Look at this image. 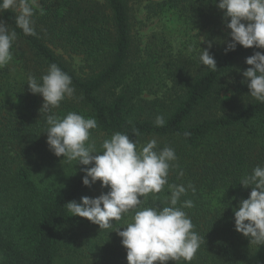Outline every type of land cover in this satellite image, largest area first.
Wrapping results in <instances>:
<instances>
[{
	"label": "trees",
	"instance_id": "16d2710c",
	"mask_svg": "<svg viewBox=\"0 0 264 264\" xmlns=\"http://www.w3.org/2000/svg\"><path fill=\"white\" fill-rule=\"evenodd\" d=\"M37 4L36 35L16 29L13 59L0 67V264H127L115 230H123L134 213L101 230L67 210V203L97 198L109 189L99 181L84 186L85 166L66 164L48 148L46 117L39 111L43 99L29 91L27 79L39 80L51 64L66 72L75 88L74 97L53 111L61 118L68 112L95 118L98 127L91 130L90 142L98 154L103 140L116 132L127 134L138 148L155 138L157 150H175L168 182L195 186L181 203L193 202L183 210L205 239L191 261L167 264H264V245L235 231L233 211L251 192L240 185L241 178L264 167V104L248 96L242 75L250 67L246 58L264 49L237 45L226 53L231 37L224 25L209 49L217 70H207L199 48L189 54L185 45L173 49L166 25L144 42L133 40V4L143 5L146 20L175 15L187 28L217 23L215 15L223 14L218 0ZM16 14L0 13V20L15 29ZM158 115L164 117L163 127L155 125ZM170 195L165 185L142 207L166 206Z\"/></svg>",
	"mask_w": 264,
	"mask_h": 264
},
{
	"label": "clouds",
	"instance_id": "9594fccd",
	"mask_svg": "<svg viewBox=\"0 0 264 264\" xmlns=\"http://www.w3.org/2000/svg\"><path fill=\"white\" fill-rule=\"evenodd\" d=\"M34 6H38L37 0H0V13L10 10L17 13L15 29L0 20V67L13 59L10 49L18 36L16 29L26 36L36 35L32 19ZM217 7L225 20L230 18L226 27L230 29L231 42L227 44L226 53L235 51L237 45L245 49H264V0H218ZM200 40V44L204 43L203 38ZM210 48L211 43L206 49L199 47V61L207 70H217ZM188 51L194 49L190 46ZM245 63L250 66L242 73L248 96L264 104V53L256 51ZM27 86L32 94L43 99L39 111L46 117L49 150L56 157H63L66 164L75 161L76 165L85 166L82 169L84 186L91 187L99 181L102 188L109 189L97 198L85 196L79 203H67L71 216L108 230L115 227V221L134 213L131 221H125L123 230H115L126 249L127 264L191 261L205 238L193 230L192 220L183 210L193 207V202L181 203V197L187 195L189 189L195 193V186L189 183L186 188L168 182L170 168L177 159L175 150L169 146L157 150L155 138L138 148L137 142L127 134L116 132L103 140L98 154L95 143L90 142L91 130L98 127L95 118L76 112H68L61 118L53 111L62 101L74 97L75 88L66 72L51 64L39 80L30 75ZM164 124V117L158 115L155 125L163 127ZM165 185L171 193L164 198L166 206L142 207L149 194L156 199L155 194L162 192ZM240 185L245 189L250 187L251 192L247 199L239 202L238 210H233L235 231L252 244L264 245V167H254L251 174L241 178Z\"/></svg>",
	"mask_w": 264,
	"mask_h": 264
},
{
	"label": "rangeland",
	"instance_id": "374dc122",
	"mask_svg": "<svg viewBox=\"0 0 264 264\" xmlns=\"http://www.w3.org/2000/svg\"><path fill=\"white\" fill-rule=\"evenodd\" d=\"M133 13L131 15L132 23V37L134 42H144V39L152 32L159 31L162 25H166L168 29L169 41L172 44L173 49H182L183 45L188 46L185 50V54H189V47L195 46L199 48L202 44H209L219 38L221 33H224V25L230 22V19L225 20L224 14L215 15L217 23H211L209 26L200 27L196 25L185 27L178 18L173 15L172 17L164 18H150L146 20L145 10L143 5L133 4ZM226 34V33H225ZM227 35V34H226ZM200 38L204 39V43H201ZM228 39V37H227ZM137 40V41H136ZM221 41H225V38H221Z\"/></svg>",
	"mask_w": 264,
	"mask_h": 264
}]
</instances>
